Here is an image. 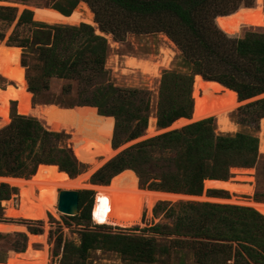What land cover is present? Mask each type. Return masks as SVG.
Returning a JSON list of instances; mask_svg holds the SVG:
<instances>
[{
	"label": "trees",
	"instance_id": "trees-1",
	"mask_svg": "<svg viewBox=\"0 0 264 264\" xmlns=\"http://www.w3.org/2000/svg\"><path fill=\"white\" fill-rule=\"evenodd\" d=\"M65 1L66 6L58 3L53 9L68 17L79 3H85L93 13L99 31L112 35L115 41L121 42L128 35L163 34L179 49L191 74L163 75L156 113L159 130L181 118H190L195 75L204 80L199 81L196 77L193 117L264 94V30L238 36L247 28H264L261 0ZM16 16L15 8L0 6V22L11 25ZM32 19V13L25 10L16 23V28L21 25L35 28L31 42L11 37L8 41L15 42L16 47L35 46L38 52L39 72L27 77L28 91L38 94L49 88L51 79H59L68 82L63 87V92L67 93L71 89L70 83L75 82L80 96L77 106L81 107H33L31 95L25 89L18 101L20 105L16 103V113L22 116H14L4 127L8 123L9 102H0V128L4 127L0 129V177L27 179L33 175L29 179H36L39 167L53 165L63 173L58 178L75 177L83 166L70 150L60 147L67 136L55 132L65 131L73 136L74 132L80 131L81 120L89 118L102 128V133L97 132L98 137L106 139L110 148L117 149L123 143L138 139L147 129L149 93L115 88L108 83L105 63L109 47L106 39L96 35L92 27L84 24L78 27L47 26ZM4 37V32L0 31V41ZM204 88L206 92L202 93ZM210 95L216 100L226 98L229 104L217 106ZM247 107L258 109L259 135L262 136L260 153H264V99ZM232 111L213 116L217 129L223 134L215 132L212 119L163 133L120 153L93 176V183L140 189L153 180L147 186L151 191L200 196L204 181H227L231 169V172L235 171L233 168L249 169L259 160V142L255 136L229 134L235 131V125L229 120ZM154 150L172 152L174 157L154 159L151 156ZM42 164L50 166H39ZM16 194V189L0 183V221L4 220L2 202ZM43 196L56 200V192L45 191ZM256 200L264 203V194L258 195ZM33 204L36 209L28 211L35 215L45 214L40 206ZM83 204L84 197L80 194L79 208ZM181 208L173 227L149 229L153 234L177 238L168 246H160L153 238L83 232L78 247L64 243V249H75L82 258L95 250L113 252L132 264H154L159 254L176 255L178 264H186L188 257L194 264H264L262 212L213 203H187ZM81 217L86 218L84 213ZM13 229V225H0V232ZM29 232L28 235L41 234L37 228ZM11 238L14 240L6 244L5 252H24L26 236L0 234V241ZM3 261L0 256V263Z\"/></svg>",
	"mask_w": 264,
	"mask_h": 264
},
{
	"label": "rangeland",
	"instance_id": "rangeland-1",
	"mask_svg": "<svg viewBox=\"0 0 264 264\" xmlns=\"http://www.w3.org/2000/svg\"><path fill=\"white\" fill-rule=\"evenodd\" d=\"M261 2L264 7V0H261ZM58 3L63 6H66L65 0H0V6L11 7L17 10V16H16L17 18L11 25H8L7 23L5 24L4 22H0V31H3L5 35L4 39L0 41V45H5L7 47H16L14 46L15 42L13 43L8 42L10 40V37L15 40L29 39L31 42L32 34L35 28H33L30 25H21L16 28L18 17L21 15L23 11L27 10L32 13L34 19V11L36 9L54 10L53 7ZM80 6L83 7L82 3H79L74 10L81 9ZM93 21H94V15H93ZM81 24L76 25L75 27H78ZM94 24L95 25H88V24H84V25H88L92 27L96 35L105 38L107 41L109 52L105 63V69L107 70L108 73V78H107L108 83L112 84L115 88L138 89V90L147 91L149 93V102H150L147 128L149 125V119L154 118L155 119L154 128L159 131V129L156 126V122H157L156 113H157V105L159 102V93L161 89V79L163 75L165 73H175L180 75L191 74V71L186 67L185 63L182 60L180 51L163 34L139 35V36L128 35L123 41L119 42V41H115L112 35H106L101 33L95 21ZM59 25H50V26H59ZM63 26H65V24ZM257 30H264V28H247L244 31H242L241 34H239L238 36H243L248 31H257ZM17 48L20 51L19 64L24 69L25 82L17 83L11 80L7 73L6 62L2 61L0 63V102H9L8 110H7L8 123L4 127L10 124L14 116H22L16 113V103L20 105L18 101L21 99L20 97L23 89L27 88L28 91L27 77L28 76L32 77L37 75L40 66V62L38 60V52L36 51L35 46L29 45L27 47H17ZM164 48H169L173 52V57L171 64L167 69L162 70L159 78L157 79L149 78L147 76L142 75L141 73H133V74L122 73L124 69V61L127 57H135V58H142L148 60L152 59L153 61L158 62L161 60V56H162L161 50ZM196 77H199L197 79L199 81L203 80L199 75H197ZM193 82H194V76H193ZM66 84H68L67 81L59 80V79H51L49 81V88L47 90H44L38 94H33L28 91V93H30L31 95L30 97L31 105L33 107L55 106L61 109L80 108L81 106H77V104L80 101L77 84L75 82H71L70 91L65 93L63 92V87L66 86ZM195 92L197 93L196 85L194 84V90H193V83H192L191 99L193 98V100L196 96ZM205 92L206 89L204 88L202 90V93ZM209 98L213 99L211 95L209 96ZM262 99H264V94L246 101L238 100L240 103L233 104L226 108L205 115H199L190 118L191 124L199 121L212 119L213 120L212 125L215 128V132L217 134H223L219 132V130L217 129L216 122L213 117V113H217L215 115H218L220 112H226L229 109H233V111L229 114V120L235 125V131L229 134L230 135H234L236 133L249 134L255 136L258 139L259 142L258 152L260 157L256 165L249 169L233 168L235 169V171L233 172H231L232 169L230 170V177L228 178V180L246 186L247 188H245L244 191H240L237 193L226 192L211 188L209 189V187L206 186L203 187V192L200 196L182 197L172 201L147 200L144 202L143 207L139 211V218L137 222L126 228L94 224L93 219L91 217L92 216L91 210L95 202V192L90 188L60 189V190H68V191H78L79 195L83 194L84 204L82 208H79L78 206L77 213L75 214L76 216L74 217H68L58 212L57 199H58L59 188L53 187L48 183L63 181L68 178L73 179L78 176H83L87 172V175L83 178L84 181H86L90 185H98L96 183H93V176L104 165H106L109 161L114 159L120 153L130 149L131 147L139 143H142L144 141H147L148 139L155 138L163 133H167L168 130L166 129H168L170 126L165 129H161L162 130L161 133L158 132L157 134V132H155L154 134H152V136H146V130H147L146 129L143 132L142 136L138 138V140L136 139L130 142L123 143L117 149L110 148L106 142L108 150L115 151L114 154H111L107 161L102 162L97 167V170H92V171L89 170L91 168L90 164L92 160L83 161L85 164L77 161L78 164H80L83 167L80 174H78L75 177H70L67 174L69 177L67 176V177L58 178V176H61L63 173L59 172L57 166L55 167V165L51 167H39L40 165L37 166L35 172L37 171L38 167L39 169L36 175V179H29L33 175L28 177L27 179L20 178L28 181L25 182L27 185L24 187V189L10 186L8 183L4 182V180H1V178L5 179V177H0V183H4L8 185L10 188L16 189L17 191V194L12 196L11 199L2 202V206L4 207V216H3L4 220L0 222H5L8 223L9 225L14 226L13 230H15L16 232L9 233V235L20 233V234H24L27 238L26 248L25 251L22 253H17L11 250L5 252L6 244L8 243L10 244L11 242H13L14 240L13 238L5 241H0V254H2L0 256H2L4 260L3 263L0 264H132L129 263L128 261L123 260L116 253L105 252L103 250L91 251L86 258H82L76 252L75 249H70L71 251L65 250L64 243H68L69 245L78 247L80 245V240L83 232H95V233L112 234V235L122 234L135 238L136 237L153 238L160 246H168L172 240L177 238L174 236L153 234L151 231H149V229L154 226L173 227L177 217L181 214V210H182L181 207L184 204L213 203V204H226V205L255 209L253 206L255 205V203H263L257 201L256 197L258 195L264 194V153H260V145H261L260 138H262V136L259 135L261 129L260 128L261 119L258 120V109L256 107H247V106ZM193 100H192V104H193ZM213 100L216 102L217 106L225 107L226 105L229 104V101H227V99L223 97H221L218 100L216 99ZM87 108H92V107H87ZM23 117H28V116H23ZM40 122L45 124L44 120H41ZM185 122H187L186 119ZM185 122H181L182 125L174 126L171 129L178 131L191 125L189 123H186L185 125L184 124ZM4 127L2 126L0 129ZM100 128L101 126L94 125L93 121L89 120V118H86L85 121L81 120V126L79 127L80 131L77 133L74 132L73 136L72 133L70 134L65 131H59L55 133H63L64 135L67 136L64 142L60 144V147H65L66 149L70 150L71 154L73 155L72 146L74 149L80 142L91 139H101L97 135V132L100 133L103 132L102 128L101 130ZM111 140H112V136L110 139V143ZM263 145H264V141H263ZM151 156L154 159H165V158L174 157V153L161 151V150H154L151 151ZM100 159L101 157L99 156L95 158L96 161H100ZM152 182L153 180L149 181L147 186ZM154 182L159 183V181H154ZM147 186L146 188H141L139 186L140 189H132V190L151 191L147 188ZM110 187H115V186H110ZM44 188L48 190H44ZM121 189H125V188H121ZM45 191L56 192V200H54L52 197L51 198L44 197L43 193ZM152 192H161V191H152ZM33 202L43 209L45 213L44 215H35L32 212L28 211V209L29 210L36 209V206L33 204ZM154 203L157 204L153 206ZM5 210L7 211L6 214H5ZM83 213L86 216V218L81 217ZM32 228L39 229L41 231V234L28 235L31 234L29 230ZM3 235H7V234L3 233ZM187 260L188 261L186 264H194V260L191 257H188ZM178 263L179 260L178 257H176V255L171 256V255L159 254L157 256V262H155L154 264H178Z\"/></svg>",
	"mask_w": 264,
	"mask_h": 264
},
{
	"label": "bare ground",
	"instance_id": "bare-ground-1",
	"mask_svg": "<svg viewBox=\"0 0 264 264\" xmlns=\"http://www.w3.org/2000/svg\"><path fill=\"white\" fill-rule=\"evenodd\" d=\"M81 9H76L68 17L62 15L58 11L52 9H36L34 11V21L40 22L46 25H68L76 26L81 23L88 25H95L93 21V14L88 9V7L82 3ZM179 50V49H178ZM19 49L17 47H7L5 45H0V63L2 61L6 62L7 73L11 80L17 83L25 82L24 69L19 64ZM161 60L156 62L148 59L127 57L124 61V69L122 73H141L149 78L157 79L159 78L162 70L167 69L171 64L173 52L169 48H164L161 50ZM196 76H194V84L196 82ZM200 76V75H199ZM201 77V76H200ZM202 78V77H201ZM203 79V78H202ZM204 80V79H203ZM210 82V81H209ZM151 84V83H150ZM24 88L21 94L23 97ZM19 98V99H20ZM233 110L229 109L228 111ZM224 113L220 112L219 114ZM194 114V113H193ZM217 113H213L215 116ZM193 117V116H192ZM190 117V118H192ZM179 119L171 125L174 126L182 125L181 122L191 124V119ZM154 118L149 119V125L146 130V136H152L155 132L161 133L162 130H156L154 128ZM168 130V129H166ZM165 130V131H166ZM164 131V130H163ZM101 138V137H100ZM138 140V139H137ZM140 140V139H139ZM107 140L101 139H91L80 142L73 149V156L78 162H83L87 160H92L90 164V171L97 170V167L108 160L111 154L115 151L108 150ZM101 157L100 161H96V157ZM43 166V165H41ZM38 169V168H37ZM89 174V173H88ZM83 176H78L76 178H68L63 181L49 182L48 184L53 187H58L59 191L62 188H90L95 192V202L91 210V217L95 225H107L112 227L126 228L137 222L139 218V211L143 207V204L147 200H175L177 198L189 197L185 195L164 193V192H152L144 190H132V189H121L117 187L110 186H100V185H90L84 181ZM4 182L8 183L10 186L24 189L28 182L24 179H2ZM237 181V180H235ZM209 187V189L222 190L226 192H240L247 188L244 185L237 184L233 181H205L204 187ZM68 191V190H67ZM242 194V193H241ZM245 194V193H244ZM247 194V193H246ZM197 198V197H195ZM254 208L264 214V203H255Z\"/></svg>",
	"mask_w": 264,
	"mask_h": 264
},
{
	"label": "water",
	"instance_id": "water-1",
	"mask_svg": "<svg viewBox=\"0 0 264 264\" xmlns=\"http://www.w3.org/2000/svg\"><path fill=\"white\" fill-rule=\"evenodd\" d=\"M228 36L236 37L235 35H228ZM213 83H216L219 86H221L222 88H225L224 86H222L221 84H219L217 82H213ZM192 100H193V98H192ZM237 100H238V97H237ZM193 113H194V100H193V107H192L191 117L193 116ZM168 131H173V129H171V125L168 128ZM43 166H50V165H43ZM5 178L18 179V178H12V177H5ZM2 179H4V178H1V180ZM206 181H220V180H206ZM203 187H204V183H203ZM78 201H79V192L78 191L61 190V191L58 192L57 211L62 213V214H64V215H66V216H68V217H74V216H76L75 214L77 213V210H78ZM0 225H3V226L7 225L8 226L9 224L5 223V222H0ZM12 232H16V231L15 230L1 231L0 234H2V233L9 234V233H12Z\"/></svg>",
	"mask_w": 264,
	"mask_h": 264
}]
</instances>
